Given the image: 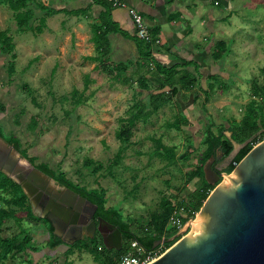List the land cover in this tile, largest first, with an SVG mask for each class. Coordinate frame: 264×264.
Returning a JSON list of instances; mask_svg holds the SVG:
<instances>
[{"label":"rangeland","instance_id":"rangeland-1","mask_svg":"<svg viewBox=\"0 0 264 264\" xmlns=\"http://www.w3.org/2000/svg\"><path fill=\"white\" fill-rule=\"evenodd\" d=\"M60 1L55 0L56 4H61ZM54 4L51 0H32L23 5L20 11H30L31 27L21 30L11 7L0 3V33L5 31L14 44L7 51H1L0 47V128L5 137L17 136L20 149L36 157V164L47 162L53 169L60 167L67 178L87 188L99 185L106 188L107 206L122 210L132 229L143 234L153 227L154 215L161 210L163 197L188 198L200 185V178L191 180L190 173L197 168L206 149L204 139L209 125L215 134L219 135L223 129L225 135L227 127L240 124L238 120L245 110L222 108L223 101L219 98L223 94L214 93L210 88L213 79L208 81L212 82L209 86L181 90L146 122L138 120L131 126L130 140L118 157L126 143L117 133L129 126V118L137 110L135 104L146 103L150 88L158 87L161 81L151 78V73L144 68L141 72L147 78V88L141 86L137 75L133 76L130 87L110 80L96 68L97 62L89 59L98 54L90 43V36L94 35L91 24L62 23L61 15H66L67 10L60 17L48 18L39 32L37 26L42 17L38 15L54 13ZM64 4L75 6L69 0ZM80 5L83 3L78 0L75 7L84 8ZM84 11L76 17L86 22ZM261 13L264 15L263 7ZM248 52L256 59L243 65L248 72L246 80L259 81L264 76V52L255 46H250ZM235 56L232 65H241ZM235 74L233 70L231 78H219L215 82L229 83ZM244 97L249 98L250 93L246 92ZM260 104L264 101L259 98L257 105ZM255 110L260 113L261 107ZM262 110L264 115V107ZM259 140L255 136L248 144L254 146ZM159 142L176 148L174 160L158 153ZM20 149L19 156L25 160ZM217 155H221L220 167L226 172L229 155L224 156L220 148ZM50 184L57 190L65 188L56 180L50 179ZM0 207H7V203L0 200ZM34 209L36 214H44ZM17 214L22 218L23 227L32 233L31 245L35 247L11 255L4 264H49L51 261L64 264L68 244L50 249L46 245L49 234L43 229L44 223L30 220L26 212ZM192 223L188 221L180 226L169 242L187 233ZM7 224L9 229L4 236L22 232L15 218ZM162 247L165 248V243ZM68 259L73 264H101L87 250L75 249Z\"/></svg>","mask_w":264,"mask_h":264},{"label":"crops","instance_id":"crops-1","mask_svg":"<svg viewBox=\"0 0 264 264\" xmlns=\"http://www.w3.org/2000/svg\"><path fill=\"white\" fill-rule=\"evenodd\" d=\"M51 1L55 3L54 13L38 15L46 18V22L48 18L60 17L67 10L66 15H61L62 23L91 24L92 32L95 26L102 24L105 28L108 24L113 32L108 37L107 57L127 62L138 77L142 74L141 68L147 71L140 66L141 52L149 49L152 52L151 78L161 81L162 72L175 69L177 78L184 71L195 75L198 79L195 88L205 84L209 86L212 82L209 84L208 81L213 79L210 88L214 93L223 94L219 98L223 101L222 108H243L242 118L252 108L253 102L257 104L259 98L264 101V76L259 81L246 80L248 72L243 67L245 62L256 59L248 52L250 46L264 52V15L261 13L264 0H255L254 3L251 0H122L126 3L124 7H114L108 0L109 3L106 0H80L83 3L80 7L84 8L75 7L78 0H69L74 7L65 5V0H61V4ZM129 7L142 14L151 32L162 37V44L151 45L137 36ZM79 10H86L83 18L86 22L76 17ZM252 12H256L253 17L250 16ZM90 43L95 49L93 34ZM233 55L241 65H232ZM233 70H236L235 79L216 84V79L231 78ZM262 70L264 72V66ZM157 71L158 77L155 75ZM160 84L151 87V93L168 91L169 88L161 89ZM205 88L203 90L208 92ZM246 92L250 93L249 98L244 97ZM242 118L238 121L241 122ZM230 127L225 130L228 137L232 135ZM227 130L231 131L229 135ZM29 201L30 204L33 202L31 206L36 214L34 207L39 209L38 206L33 200Z\"/></svg>","mask_w":264,"mask_h":264},{"label":"trees","instance_id":"trees-1","mask_svg":"<svg viewBox=\"0 0 264 264\" xmlns=\"http://www.w3.org/2000/svg\"><path fill=\"white\" fill-rule=\"evenodd\" d=\"M30 1L32 2V0H0L1 4H8L14 11L15 19L18 20L17 22L19 23L18 25L21 30H25L26 27H31L29 24L30 11H28V13L20 11L22 6L26 5ZM105 25V28H103L104 25L102 24L99 26L94 25L95 27L93 26V41L95 42V49L98 54L90 56L89 59L96 61V68L106 73L110 80L123 83L125 87H130L132 85V81H134L132 80L133 76H135L137 72H132L130 65L126 64L125 62H115L111 58L107 57V54L109 53L107 48L109 43L108 37L109 34L113 32V30L109 29L108 24ZM45 26L46 18H42V22L37 26V29L39 32H41ZM4 32L0 33L1 51H7L14 48L12 38L10 36H6ZM141 56L142 58L140 61V66L145 67L148 73L153 72L151 71L152 65H150L152 52H150L149 49L145 50L141 52ZM176 73L177 72L175 69H169L166 73L162 72L163 76L160 78L162 81L160 87L161 89L168 87V91L163 90L161 92L155 93L150 92L147 95L146 103L140 101L141 103L137 102L135 104L136 107L134 108L137 110L133 112L131 118H129V126L127 128H122L117 133L118 138L123 143H126L119 152L118 157H120L123 149H125L127 143L130 140L132 125H134L138 120H143L146 122L152 113L157 112L160 110V108L170 102L180 90H192L197 86L198 79L190 71H184L183 75H181L179 78H177ZM155 75L158 77L159 72L157 71ZM138 78L140 80L141 86L143 88H147L148 84L146 76L141 74ZM208 97L209 95L207 98ZM77 103H80V101ZM255 107H261V104L257 105L256 102H253L252 108H250L247 114L242 118L240 124L230 127V130L232 131L231 137L224 135L223 129L220 130L219 135L215 134L211 129V125H209L206 137L204 139V142L207 145L206 149L200 158L197 168L190 173L191 180L196 177L200 178V185L192 190L188 198L171 200V198L163 197L160 202L161 210L154 215L153 227L143 234H139L132 229L131 222L124 218L122 210L116 206H107L108 196L106 188L101 185L95 188H87L86 186L79 185L73 180L67 178L66 174L61 169H59L60 167L58 169H53L47 162L36 164V157L29 156L25 149H20L21 142L17 136L11 135L10 137H5L1 128L0 135L4 137L7 142L15 144L17 149L21 150V153L25 158L30 159L38 168L53 177L60 185L73 189L96 204L98 206L96 213L97 217L101 216L105 218L109 222L116 224L123 231V246L120 250L106 248L99 232H97L96 236L93 238L89 237L79 239L72 244H68V249L65 252L66 260L64 264H73V261L69 260L68 256L71 255L75 249H78L79 251L87 250L93 253L94 258L101 264H116L117 259L127 249L132 240H138L142 246L150 250L153 249V244L157 240L163 238L168 239L173 234H175L180 226L173 224L170 219L177 208L180 209L184 207L185 209L192 211L190 215H183V224L190 218H195L204 201L216 185V183H209L205 178L204 165L206 161L211 156L216 154L218 148L223 151L224 156L229 155L234 149L233 140L243 143L255 136L260 138L259 141L264 139L263 110L261 107V112H256ZM252 147L253 146H251V144H247L241 148L233 162L225 169V171L230 173L234 169L235 165ZM158 153L161 155H166L171 160H174L176 157V148L166 146L159 142ZM0 200H3L7 203V207H0V264H4L5 260L11 255L22 252L28 247H31V249H34L35 247L31 245L33 235L27 230L26 227H23L21 222L22 218L18 216V212H26V217L35 223H44L43 229L49 234L46 245L50 249L54 250L62 243L67 244L60 236L54 233V226L47 217L39 216L33 212L29 197L25 193L22 186L13 178L7 176L1 171ZM13 205H15L16 208H12ZM11 218H15L17 220L18 226L21 228L22 232H16L12 236H4L3 233L9 229V227H7V223ZM174 242L175 241L166 242L165 248H163L162 245H159L156 247V249H160V247H162L160 250V253H162ZM93 243L95 244L93 245ZM49 264H54V261H51Z\"/></svg>","mask_w":264,"mask_h":264},{"label":"water","instance_id":"water-1","mask_svg":"<svg viewBox=\"0 0 264 264\" xmlns=\"http://www.w3.org/2000/svg\"><path fill=\"white\" fill-rule=\"evenodd\" d=\"M251 139L243 143L233 140L228 163ZM19 154L17 147L0 135V171L22 186L44 212L38 215L47 217L58 228L56 235L72 244L85 238L81 230L89 223L88 238L98 231L106 248H122L123 231L101 216L96 219V204L69 187H52L50 179H55ZM214 160L211 157L205 163L204 173L206 180L216 185L196 214V223L149 264H264V139L230 173L222 172L220 165L214 169ZM60 227L68 229L67 234L76 229L78 236L69 239ZM169 241L157 240L152 248Z\"/></svg>","mask_w":264,"mask_h":264},{"label":"built area","instance_id":"built-area-1","mask_svg":"<svg viewBox=\"0 0 264 264\" xmlns=\"http://www.w3.org/2000/svg\"><path fill=\"white\" fill-rule=\"evenodd\" d=\"M114 7H124L126 3L122 0H108ZM129 12L136 27L137 36L140 37L148 44L160 45L163 43L161 36L155 35L149 29L146 19L142 14L134 7H129ZM191 210H187L184 207L176 209L171 216V222L173 224L182 226L183 215H190ZM190 218L189 220H192ZM160 254V249H146L142 246L138 240L134 239L130 242L127 249L117 259L116 264H149L152 260L157 258Z\"/></svg>","mask_w":264,"mask_h":264},{"label":"flooded vegetation","instance_id":"flooded-vegetation-1","mask_svg":"<svg viewBox=\"0 0 264 264\" xmlns=\"http://www.w3.org/2000/svg\"><path fill=\"white\" fill-rule=\"evenodd\" d=\"M211 157H214L215 158V160L214 161H212V167L214 168V169H216V167H218L219 165H220V162H222V158L220 159V158H218V155H217V151H216V154L215 155H213V156H211ZM210 157V158H211ZM210 158L207 160V161H209L210 160ZM206 161V162H207ZM222 172H224V171H222ZM36 188H38V187H36ZM38 190H41V189H38ZM47 193V192H46ZM50 197L51 196H49V197H47V200H49L50 199ZM96 213H97V210H96V212H95V218L96 219H98V217L96 216ZM47 214H51L50 212H47ZM73 217V216H72ZM100 217V216H99ZM89 226H90V224L89 223H87V227H86V229L85 230H81V232H82V236L84 235V237L85 238H88V231H89ZM60 228H62V227H60ZM58 228L57 227H55L54 228V231H56ZM63 229V231L67 234V230L68 229H65V228H62ZM97 232L98 231H96L95 232V236H96V234H97ZM78 233H77V230L75 229V230H73L72 232H70V233H68L67 235L68 236H72V237H75V236H78L77 235ZM65 235V234H64ZM63 235V236H64Z\"/></svg>","mask_w":264,"mask_h":264},{"label":"bare ground","instance_id":"bare-ground-1","mask_svg":"<svg viewBox=\"0 0 264 264\" xmlns=\"http://www.w3.org/2000/svg\"><path fill=\"white\" fill-rule=\"evenodd\" d=\"M193 223L191 224L192 226L196 223V222H194V220L192 221Z\"/></svg>","mask_w":264,"mask_h":264}]
</instances>
